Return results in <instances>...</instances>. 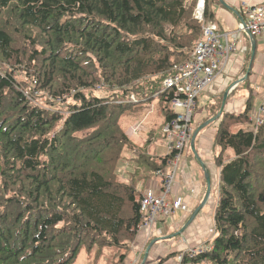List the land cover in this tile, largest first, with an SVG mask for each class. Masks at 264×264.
<instances>
[{
  "label": "trees",
  "instance_id": "1",
  "mask_svg": "<svg viewBox=\"0 0 264 264\" xmlns=\"http://www.w3.org/2000/svg\"><path fill=\"white\" fill-rule=\"evenodd\" d=\"M219 2L205 0L206 22ZM195 3L0 0V264H77L80 248L89 264H124L146 189L118 162L127 154L135 171L155 172L170 154L141 152L120 120L154 101L161 127L174 116L163 81L202 38ZM241 86L242 111L224 110L225 90L205 104V120H218L215 234L180 264H264V120L251 123L248 76Z\"/></svg>",
  "mask_w": 264,
  "mask_h": 264
},
{
  "label": "crops",
  "instance_id": "2",
  "mask_svg": "<svg viewBox=\"0 0 264 264\" xmlns=\"http://www.w3.org/2000/svg\"><path fill=\"white\" fill-rule=\"evenodd\" d=\"M262 3L264 0H221L213 6L215 23L220 31L236 30L244 24L247 17L245 5L257 6ZM254 42L256 48L250 75L241 71L245 65V47H252L250 36L244 32L240 36L238 50L231 54L224 70L202 93L211 98L214 94L225 90L227 98V100L225 98L223 106L225 111L238 113L243 110L248 97V89L244 86L238 87V85L240 86L242 80L247 76L255 95L253 102L255 99L258 101L257 106H253L252 103L251 115L262 103L264 97V31L254 37ZM235 87L236 89L233 90ZM209 98L205 99L206 103ZM198 102L196 114L199 110ZM205 104L200 109L202 115L199 126L196 125L194 128L192 125L194 140L192 138L189 147L184 149L180 156L176 180L170 194L167 195L169 201L175 195L183 197V200L188 204V211L176 210L172 215L162 217L150 231L140 230L131 244L124 264H142L145 257L146 260L143 264H178L179 252L200 245L201 242L208 243L206 246H211L212 227L214 226L212 214L214 192L219 176V168L214 163V156L219 151V148L214 145L218 120L213 117L214 120L206 124L210 119L205 120ZM157 109H159L158 104L156 108L152 103L145 105L137 117L125 115L121 118L120 123L126 133L135 141L137 148L150 151L153 147L156 133L152 131L151 125L153 114ZM159 114L162 116L160 111ZM156 116H158L157 112ZM162 122L163 116L160 125ZM124 124L127 125V128L124 127ZM139 126H143L142 129ZM146 126L150 130L147 133L148 138L144 139L138 134L143 133ZM137 127L140 128V131L135 129ZM133 129L136 131L133 132ZM130 163L127 162V169L131 167ZM132 168L134 169L133 165ZM164 170L167 171V167ZM135 172L137 174L140 171ZM124 176L126 178L129 175L124 173ZM209 187L210 192L206 198ZM138 188H141L142 192L151 188L159 194L161 192V176L155 174L149 177L142 186L139 182ZM171 253L175 254L167 258Z\"/></svg>",
  "mask_w": 264,
  "mask_h": 264
},
{
  "label": "built area",
  "instance_id": "3",
  "mask_svg": "<svg viewBox=\"0 0 264 264\" xmlns=\"http://www.w3.org/2000/svg\"><path fill=\"white\" fill-rule=\"evenodd\" d=\"M247 17L244 24L233 31H220L218 25L206 22L204 18L205 0H198L194 18L202 23V38L195 44L189 58L175 66L172 76L163 81L162 91L169 90L170 109L174 116L164 124V142L170 154L167 171L156 170L161 176V192L155 193L147 188L140 200L142 221L140 230L150 231L165 216L172 215L176 210H188V205L181 196H174L170 201L172 185L176 180L177 166L184 149L189 147L193 138L192 121L196 111L197 98L210 85L227 65L231 54L238 50V42L242 33L253 37L264 31V3L257 6L245 5ZM264 97L262 103L250 121L253 125L263 122ZM209 247L190 249V254H197ZM182 255L179 256V263Z\"/></svg>",
  "mask_w": 264,
  "mask_h": 264
},
{
  "label": "rangeland",
  "instance_id": "4",
  "mask_svg": "<svg viewBox=\"0 0 264 264\" xmlns=\"http://www.w3.org/2000/svg\"><path fill=\"white\" fill-rule=\"evenodd\" d=\"M197 2H198V0H196V3H195V7H196V4H197ZM206 4V3H205ZM195 7H194V11H195ZM205 8H206V5H205ZM193 11V12H194ZM194 14V13H193ZM238 47V46H237ZM229 61V60H228ZM228 63V62H227ZM225 68V67H224ZM224 70V69H223ZM222 70V71H223ZM221 71V72H222ZM220 72V73H221ZM219 73V74H220ZM218 74V75H219ZM217 75V76H218ZM18 78H21L20 77V74L17 76ZM216 79V78H215ZM214 79V80H215ZM236 88V87H235ZM234 88V89H235ZM233 89V90H234ZM239 91H241V90H239ZM92 93L93 94H95V95H97V96H106L107 94H108V90L107 89H95V90H92ZM227 94V93H226ZM207 98H209V96L208 95H206V94H201V96H199L198 98H197V102H198V99H199V102H198V113L196 114V113H194V117H193V121H192V124L191 125H193L194 126V128L196 127V125L197 126H199V122H200V120H201V112H200V109H201V107L206 103V100L205 99H207ZM197 102H196V107H197ZM204 103V104H203ZM153 104H154V106L157 108V102L156 101H154L153 102ZM258 105V101L255 99L254 100V102H253V106H257ZM156 112L158 113V116H156ZM161 118H162V116L159 114V109H157L155 112H154V114H153V123H152V127H151V129H152V131H154L156 134H155V143L152 145L153 147L150 149V151H148L147 149H140L139 148V150L141 151V152H144V153H149V154H151V155H157V156H165V155H167V153H168V149H167V147L165 146V142H164V139H163V135H164V132H163V127H161L160 126V122H161ZM127 125L126 124H124V127L125 128H127L126 127ZM139 127H141V129H142V127L143 126H139ZM139 127H137V128H135V129H137V130H139L140 131V128ZM147 128L144 130V132L143 133H139L138 135L140 136V137H142V138H144V139H147L148 138V132H149V130H150V128L148 127V126H146ZM244 128L245 130H247V129H249V128H251L252 126H251V124H243V125H237V126H234V129H233V131H237V129H239V128ZM135 129H133L132 131L133 132H135L136 130ZM131 131V132H132ZM132 132V133H133ZM149 144V143H148ZM126 157H127V154H124V158L123 159H121L119 162H118V169H117V172H118V174H119V176H121V178H122V176L124 175V173L125 174H129V175H131V176H133L134 177V180L136 181L135 182V184L137 185V188H138V185H139V182H140V184H141V186L143 185V184H145L148 180H147V177H151V176H154L155 175V172H152L151 170H149V169H144L143 171H140L139 173H137L136 174V172L133 174V171H135V169H133L132 168V165L134 164V165H136L135 164V161H132L130 164H131V167H129L128 169H127V159H126ZM125 170V171H124ZM132 172V173H131ZM147 176V177H146ZM146 177V178H145ZM218 181H219V176H218V180H217V182H216V185H215V192H214V207H215V204H216V201H217V196H218ZM161 187H162V183H161ZM176 196V195H175ZM178 196V195H177ZM183 198V197H182ZM188 205V204H187ZM214 207H213V211H214ZM188 211V210H187ZM212 214H213V212H212ZM213 223V222H212ZM213 226V225H212ZM212 231H213V236H214V234H215V230H214V226L212 227ZM212 240H213V238H212ZM208 243H205V242H201L200 243V245H197V246H195V247H191V248H188V249H186V250H184V251H181V252H179L178 254H179V256H183V254L185 253V252H187V251H189L190 249H197L198 247H209V246H206ZM211 244H212V242H211ZM90 258L85 254V252H84V250L82 249V248H80V250L78 251V254H77V257H76V263L77 264H89L90 263Z\"/></svg>",
  "mask_w": 264,
  "mask_h": 264
},
{
  "label": "water",
  "instance_id": "5",
  "mask_svg": "<svg viewBox=\"0 0 264 264\" xmlns=\"http://www.w3.org/2000/svg\"><path fill=\"white\" fill-rule=\"evenodd\" d=\"M247 33H248V35L250 36V39H251V42H252V53H251V55H252V57H254V55H255V48H256V47H255V42H254V37L251 36V35L249 34L248 31H247ZM225 98H226V95L224 96V99H225ZM212 120H214V118H212V119H210L209 121H207L206 124H208V123L211 122ZM197 131H198V130H197ZM193 140H194V137H193ZM209 192H210V187L208 188L206 198L208 197ZM145 260H146V257L144 258L143 263L145 262ZM143 263H142V264H143Z\"/></svg>",
  "mask_w": 264,
  "mask_h": 264
}]
</instances>
